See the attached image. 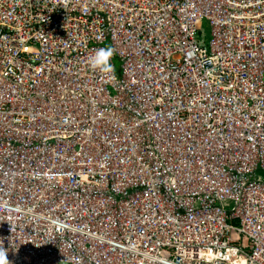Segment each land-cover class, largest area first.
I'll list each match as a JSON object with an SVG mask.
<instances>
[{
  "label": "built area",
  "instance_id": "obj_1",
  "mask_svg": "<svg viewBox=\"0 0 264 264\" xmlns=\"http://www.w3.org/2000/svg\"><path fill=\"white\" fill-rule=\"evenodd\" d=\"M0 247L264 264V0H0Z\"/></svg>",
  "mask_w": 264,
  "mask_h": 264
},
{
  "label": "clouds",
  "instance_id": "obj_2",
  "mask_svg": "<svg viewBox=\"0 0 264 264\" xmlns=\"http://www.w3.org/2000/svg\"><path fill=\"white\" fill-rule=\"evenodd\" d=\"M115 54V49L112 47H102L96 50L95 54L89 57L90 64L93 68H98L101 71L114 73L115 68L111 63ZM7 251L0 247V264H6Z\"/></svg>",
  "mask_w": 264,
  "mask_h": 264
},
{
  "label": "rangeland",
  "instance_id": "obj_3",
  "mask_svg": "<svg viewBox=\"0 0 264 264\" xmlns=\"http://www.w3.org/2000/svg\"><path fill=\"white\" fill-rule=\"evenodd\" d=\"M198 40L201 41L204 45H208V42L210 40V26L207 21H203L201 25V30L199 31L198 35ZM105 47H109L108 44L105 45ZM119 61L115 60L114 65H115V70L117 71L119 68Z\"/></svg>",
  "mask_w": 264,
  "mask_h": 264
}]
</instances>
